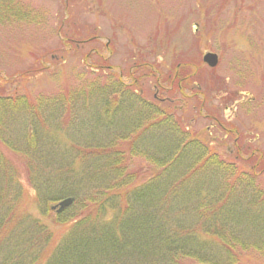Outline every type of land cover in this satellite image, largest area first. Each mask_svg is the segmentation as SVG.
I'll list each match as a JSON object with an SVG mask.
<instances>
[{"label":"trees","instance_id":"1","mask_svg":"<svg viewBox=\"0 0 264 264\" xmlns=\"http://www.w3.org/2000/svg\"><path fill=\"white\" fill-rule=\"evenodd\" d=\"M12 2L0 0L2 24ZM109 69L84 65L75 84L34 98L0 92V264H264L260 165L242 166L241 148L223 159ZM4 152L50 225L20 211Z\"/></svg>","mask_w":264,"mask_h":264},{"label":"rangeland","instance_id":"2","mask_svg":"<svg viewBox=\"0 0 264 264\" xmlns=\"http://www.w3.org/2000/svg\"><path fill=\"white\" fill-rule=\"evenodd\" d=\"M20 9L30 14L22 22L13 17ZM8 15L0 22L3 94L52 93L103 61L146 99L163 100L223 159L244 149L239 163H257L264 175V0H14ZM207 53L217 56L214 68L202 62ZM4 154L19 173L20 211L50 225L22 162Z\"/></svg>","mask_w":264,"mask_h":264},{"label":"water","instance_id":"3","mask_svg":"<svg viewBox=\"0 0 264 264\" xmlns=\"http://www.w3.org/2000/svg\"><path fill=\"white\" fill-rule=\"evenodd\" d=\"M202 62L206 64L209 68H214L217 65V56L211 53H207L203 56ZM73 200L70 198L64 199L60 201L57 205L51 208L56 214L62 212L63 210L67 209L71 206Z\"/></svg>","mask_w":264,"mask_h":264}]
</instances>
